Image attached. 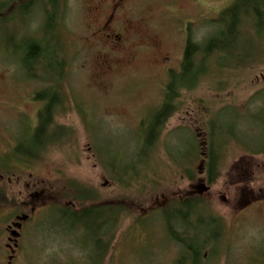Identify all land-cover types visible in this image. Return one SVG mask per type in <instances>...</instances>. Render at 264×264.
Instances as JSON below:
<instances>
[{
	"label": "rangeland",
	"instance_id": "obj_1",
	"mask_svg": "<svg viewBox=\"0 0 264 264\" xmlns=\"http://www.w3.org/2000/svg\"><path fill=\"white\" fill-rule=\"evenodd\" d=\"M117 1L65 0L59 26L69 69L66 108L56 124L69 134L40 158H24L15 149L20 142L32 146L43 107L34 98L46 83L22 68L16 47L29 37L42 41L46 19L42 4L19 19L27 0H0V264L11 255L12 264H83L85 252L51 227L59 224L50 212L72 204L74 211L91 204L126 209L101 264H179L183 249L169 238L161 210L194 196L224 222L212 264H264V155L247 154L230 139L213 184L205 161L212 118L233 124L231 109L242 112L264 91V32L256 35L246 23L237 40L218 35L224 26L217 21L238 0H123L108 35L101 28ZM217 35L219 46H239L247 57L234 51L208 60L209 73L196 88L181 91L152 158L138 163L145 125L163 104L170 73L181 71L188 41L205 47ZM31 68L44 78V64ZM188 138L197 142L196 158L178 163L172 157L188 151ZM112 167L122 174L133 167L129 176H139L120 181ZM14 223L22 224L17 246L8 231ZM203 252L207 260L213 251Z\"/></svg>",
	"mask_w": 264,
	"mask_h": 264
},
{
	"label": "trees",
	"instance_id": "obj_2",
	"mask_svg": "<svg viewBox=\"0 0 264 264\" xmlns=\"http://www.w3.org/2000/svg\"><path fill=\"white\" fill-rule=\"evenodd\" d=\"M250 1L249 5L245 6L238 0L221 14L220 20L217 22L222 24L224 28L218 34L219 36L228 38V40L234 36V39L237 40L238 37L236 38V36L242 35L243 25L246 23L253 26L254 34L261 35L264 32V0ZM64 2L65 0H27L20 7L22 9L18 18L25 19L34 11L35 7L37 8L38 5L41 6L42 4L46 19V25L43 27L45 36L42 41L29 37L25 38L26 42L22 47H16L22 57V68L30 72L33 77L40 78L46 83V88L37 93L34 98L36 102L42 103L43 107L38 114V124L32 131L33 137L30 141L32 146L28 147L20 142L15 149L16 154L24 158H40L47 147L62 142L65 136L69 134L67 128L56 124L58 114L64 112L63 110L66 108V98L62 85L67 80L69 69V61L62 43L61 25L59 26V20L62 22L64 18ZM33 6L35 7L29 11ZM0 11L3 12V9L0 8ZM218 35L211 37L206 42L205 47L188 41L181 71L170 73V80L164 91L163 104L157 109L150 122L145 125L143 138L137 148L138 163L141 161L146 163V160L149 161L152 158L168 121L180 107L181 91H191L196 88L203 77L209 73L205 67L208 60H212L216 56L221 60L227 59V57L232 56L234 51L238 55L247 57L243 55L242 48L239 46H230L228 49L223 44L219 46L217 43ZM11 36V38L7 37L6 40L12 46L11 42L16 36L15 34ZM14 53L16 54V52ZM241 56L237 58L240 59ZM242 62L245 60L238 61L236 66L239 67ZM34 64L45 65L44 78L32 74L31 66ZM220 65L227 66L226 63H220ZM263 93L264 91L255 93L242 112L239 109H231L233 124L226 122L225 119L223 122H219L212 118L209 122L208 137L210 140L205 157L209 184L215 183L220 176L222 158L226 148L231 144L230 139L234 140L235 144L245 150L244 152L247 154L264 155ZM252 105L255 106L254 110L250 107ZM225 110L223 109V111ZM259 135L262 137L259 138ZM184 141H186V146L188 145V151L177 152V157H172L178 163L183 160L186 162L185 159L187 157L190 159L192 153L195 154L194 158H196L198 151L195 138L194 140L188 138ZM131 168L133 169V167ZM131 168H127L123 174L120 171H115L114 168L113 172L108 171L113 177L123 178L120 181L126 180L128 182L131 178L136 179L139 176L136 174L130 177ZM185 173L190 180L195 179L189 170H185ZM202 204L198 197H187L175 201L161 210L169 238L177 242L183 249L184 257L182 256L179 264H212L219 253L221 238L225 231L224 222L205 209ZM73 208V204L70 205V208H54L50 212V216L57 219L59 226L53 224L51 227L60 228L62 233L72 237L73 242L71 243L78 244V247L85 252L83 264H101L111 250L120 225L119 220L126 209L115 204L84 205L78 211H74ZM209 249H212L213 252L211 257L205 260L203 251Z\"/></svg>",
	"mask_w": 264,
	"mask_h": 264
},
{
	"label": "flooded vegetation",
	"instance_id": "obj_3",
	"mask_svg": "<svg viewBox=\"0 0 264 264\" xmlns=\"http://www.w3.org/2000/svg\"><path fill=\"white\" fill-rule=\"evenodd\" d=\"M123 4H124V1L123 0L117 1L116 3L113 4L112 9H111V12L109 13V16L106 19V22L104 23L103 27L101 28V30L104 33L106 32L109 35V32H107L106 30L109 28L110 24L115 19L116 14L121 12V7H123ZM22 221L24 222V220H22ZM13 225L14 226L10 227L9 230H8L11 235H12V233H13L14 230H17V231L19 230L20 231L22 229V224L21 223L20 224L14 223ZM12 228H14V230H12ZM15 241L17 243V239H15ZM8 249L10 250V252L12 254L14 253L13 250H12V248H11V246H8Z\"/></svg>",
	"mask_w": 264,
	"mask_h": 264
},
{
	"label": "water",
	"instance_id": "obj_4",
	"mask_svg": "<svg viewBox=\"0 0 264 264\" xmlns=\"http://www.w3.org/2000/svg\"><path fill=\"white\" fill-rule=\"evenodd\" d=\"M28 219V217H24L23 220L26 221ZM14 226V225H13ZM12 236L15 238V239H18L19 236H20V233L17 231V230H14L13 233H12ZM16 246H17V243H16ZM12 248V247H11ZM14 256V255H13ZM13 256H11L9 258V264H11L12 260H13Z\"/></svg>",
	"mask_w": 264,
	"mask_h": 264
}]
</instances>
